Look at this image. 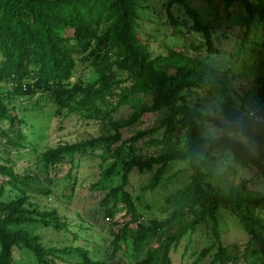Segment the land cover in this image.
<instances>
[{
	"label": "trees",
	"instance_id": "trees-1",
	"mask_svg": "<svg viewBox=\"0 0 264 264\" xmlns=\"http://www.w3.org/2000/svg\"><path fill=\"white\" fill-rule=\"evenodd\" d=\"M147 1L0 0V83L11 86L14 97L26 96L33 90L45 91L57 105L68 108L78 104L84 108L87 118L100 119L104 123L108 129L106 134L49 149L41 156L44 167L48 169L74 155L84 156L97 149L107 150L113 159L106 171L107 177H111L120 166L122 185L107 192L103 198L104 208L110 200L114 204L121 201L127 213L135 217V207L124 190L129 174L133 170L152 172L148 187L151 190L159 184L169 164L186 163V169L190 172L189 183L167 198L166 202L172 208L170 215L162 221H150L145 228L138 226L139 231L134 238L136 246L148 236L155 237L158 243L156 253L160 254L163 264H170L169 253L181 236L192 233L208 220L214 222L216 229L217 213L225 210L239 221L244 231L257 243L262 255L261 264H264V239L255 230L264 234V219L258 212L264 210V198H244L235 191H226L213 184L211 176L205 171L218 155L228 153L236 164L255 168L264 178V152L256 156L250 148L251 144H264V137L257 134L264 128L247 119V114L243 119L234 116L225 121L208 116L190 105L188 96L182 92L192 91L196 83L206 77L201 72L206 66L193 58L188 59V65L178 67L174 75L162 72L159 64L163 58H153L147 43L138 33L139 4ZM164 1L169 24L180 26L171 10L175 6L182 7L192 20L193 31L203 35L206 51L215 53L210 28L200 22L188 1ZM222 1L226 9L236 3L243 7V24L247 29L255 18L264 21V0L254 3L250 0ZM68 32L70 34L67 35ZM71 42L74 44L71 45ZM107 49L114 51L113 60L107 53H102ZM87 51L93 57L95 79L86 88H69L75 67L73 55ZM184 58L181 53L169 51V59L173 62ZM33 65L35 70L31 69ZM179 74L182 75L177 80ZM28 82L32 84H26ZM114 97H118L119 105H128L133 109L124 122L113 118ZM4 99L0 94V124L8 122L9 132L19 141L18 121L10 116ZM260 105L261 108L255 111L259 116H264V102ZM258 106L256 104L255 108ZM148 114L160 116L157 124L137 130L122 140V135ZM204 122H212L226 133L239 134L248 143L227 134L218 138L203 136L201 127ZM156 134L162 140L150 139L149 145H165L158 155L144 156L135 148L140 141ZM11 138L10 133L0 125V142L4 140L14 145ZM10 164L9 160L0 156V264H16L13 259L15 249L30 251L36 264H57L65 256L73 255L79 257L78 264H96L82 248H46L39 236L20 228L27 222H38L60 230L65 229L66 224L61 222L55 210L43 212L28 206L25 196L6 197L7 186L22 194V189L31 181L28 175L21 176L15 172ZM113 207L106 211L108 218L112 217ZM130 232L129 224H125L114 235L112 245L119 247ZM214 236V246L204 250L200 258L213 248L214 264H236L245 257V249L240 252L236 245L224 247L216 230Z\"/></svg>",
	"mask_w": 264,
	"mask_h": 264
},
{
	"label": "rangeland",
	"instance_id": "rangeland-1",
	"mask_svg": "<svg viewBox=\"0 0 264 264\" xmlns=\"http://www.w3.org/2000/svg\"><path fill=\"white\" fill-rule=\"evenodd\" d=\"M187 1L198 14L200 22L210 28L215 53L206 51L203 35L193 31L192 20L182 7L175 6L171 10L181 23L180 26L169 24L164 0H148L139 4L138 33L147 43L152 57L163 58L159 68L169 76L176 74L178 67L188 65V59L194 58L206 66V69L201 70L206 77L200 79L192 91L182 92L188 96L191 106L225 121L234 116L243 119L247 110L260 109V103L264 102V21L255 18L247 29L243 24L245 12L237 3L226 9L222 0ZM250 1L254 3L256 0ZM169 51L181 53L186 58L173 62L169 59ZM113 52L109 49L102 51L103 54L107 53L110 60H113ZM73 57L75 67L68 87L86 88L95 79L93 57L88 51L74 54ZM31 69L35 70V66ZM182 74L178 75L177 80ZM0 94L5 98L4 104L10 116L18 121L17 127L21 134L18 141L9 132L8 122L0 124L16 144L9 145L2 140L0 156L11 162L15 172L31 178L28 186L22 189V194L7 186L6 197L13 199L25 196L28 206L43 212L55 210L61 222L66 224V228L60 230L38 222H27L20 228L33 236H39L46 248H82L96 264H163L160 254L155 251L158 244L155 237L148 236L137 246L134 238L139 231L138 226L145 228L150 221H162L170 215L172 208L166 202L167 198L189 183L190 172L186 169V163L169 164L159 184L151 190L148 187L152 172L133 170L129 174L124 190L135 207V217L127 213L121 201L114 204L110 200L106 209L103 198L111 188L122 185L120 166L111 177H107L106 171L113 163L107 150L97 149L92 154L74 155L48 169L41 161V156L49 149L106 134L108 129L104 123L100 119L87 118L84 108L78 104L68 108L57 105L51 95L42 90L14 97L11 86L0 83ZM118 102V97L112 99L115 105L112 115L118 122H124L133 109ZM256 104L259 105L257 108ZM159 118L156 114L143 116L135 127L122 135V140L137 130L156 125ZM201 128L202 135L206 137L218 138L227 134L248 143L245 137L226 133L212 122H204ZM257 134L264 137V130H259ZM150 139L162 140L156 134L135 145L144 156L158 155L165 146L162 143L158 147L153 144L150 146ZM250 148L256 156L264 152V144H251ZM205 171L211 176L213 184L226 191H235L244 198H264V178L255 168L236 164L228 153L218 155ZM111 207L112 217L108 218L106 211ZM258 212L264 219V210ZM125 224H129L131 229L129 237L119 247H115L112 245L114 235ZM215 230L224 247L236 245L240 252L246 250L245 257L236 264L262 263L257 243L237 219L227 211L219 210L216 229L214 222L208 220L192 233H186L178 239L169 253L170 264H214V248L204 257L200 258V255L214 246ZM255 230L264 239V234ZM13 259L16 264H36L33 254L25 249H15ZM79 262V257L73 255L65 256L57 264Z\"/></svg>",
	"mask_w": 264,
	"mask_h": 264
},
{
	"label": "built area",
	"instance_id": "built-area-1",
	"mask_svg": "<svg viewBox=\"0 0 264 264\" xmlns=\"http://www.w3.org/2000/svg\"><path fill=\"white\" fill-rule=\"evenodd\" d=\"M247 119L257 122L260 126L264 128V116H259L255 110L247 111Z\"/></svg>",
	"mask_w": 264,
	"mask_h": 264
}]
</instances>
